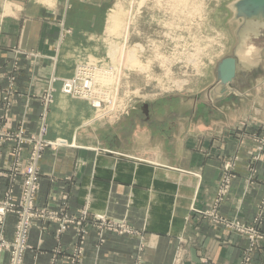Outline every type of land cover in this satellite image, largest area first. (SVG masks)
Masks as SVG:
<instances>
[{
    "label": "rangeland",
    "instance_id": "374dc122",
    "mask_svg": "<svg viewBox=\"0 0 264 264\" xmlns=\"http://www.w3.org/2000/svg\"><path fill=\"white\" fill-rule=\"evenodd\" d=\"M64 1L62 18L55 23L48 20L42 24L43 31L57 36L51 56L33 50L15 49L11 59L3 61L4 57L0 53V166L5 165L1 173L7 183L0 197V226L8 217L13 220V232L8 238L4 236V228H0V255H6L7 264H25L26 252L30 249L29 234L38 223H56L57 234L74 223L63 211L36 205L43 157L49 151L80 148L75 139L68 141L64 135L52 134L51 129L66 131L67 122L73 116V120H76L71 119L72 124L75 123V133L72 135L79 136L83 131L91 136V141L94 133L102 134L112 129V126L124 121L132 112L142 111L150 105L170 109L171 105L176 104V97L189 101L196 97L199 99L214 85L217 64L232 54L236 44L233 32L237 23L231 22L233 12L230 8L236 0ZM57 2L36 1L47 14L56 8ZM98 3L99 6L96 5ZM13 9L14 5L9 0L0 2V11L5 15ZM94 15H99V20L86 19ZM32 26L28 31L35 33V27ZM250 44L255 47L252 61L259 65L258 73L260 71L262 74H258L254 80L250 79L248 84L243 81L237 87H232L225 102H217L215 105L219 109L237 112L241 103L258 97L261 112L264 113V33L256 39L252 38ZM35 56H38V60ZM40 62L51 66L43 93L29 99H18L24 90L23 84H29L32 78L36 79V68ZM88 67L89 77L92 78L90 83L94 84L84 87L81 79ZM69 80L74 81L72 92L65 94L64 88ZM240 85H243L242 94L236 97V92H232ZM97 101L99 106L96 105ZM199 102L201 106H208V113L212 110H209L211 105L207 98ZM35 103L38 105L36 115ZM21 105L22 110L18 113L20 116L14 118L13 111H17ZM194 107L198 108V113L203 108L200 109L197 102ZM174 109L185 108L175 106ZM255 110L250 111L252 116ZM183 112L188 114L187 110ZM11 113L14 123L8 124L12 120L9 117ZM57 115H62V118ZM59 119L62 120L63 126H60L64 130L53 128ZM187 119L186 126L194 124L191 119L187 122ZM232 124L236 125L234 129H241L240 119L229 124L224 119L218 122L220 127H216L213 132L223 131L221 127ZM254 125L250 126L254 127L252 133L238 138V146L247 139L253 143L251 156L264 151V134L258 133ZM213 135H216V140L224 138V134L220 139L219 134ZM120 139L124 149L118 154L128 155L126 146L129 142L126 135H121ZM91 147L97 153V145L94 143L92 146L90 143ZM239 151L236 149L227 156L222 154V173L216 183L212 202L207 210L197 213V216L208 221L212 229L245 240L237 264H264V196L250 223L237 216L228 217L224 213L227 195L235 177L234 167L240 159ZM254 159L257 156H253ZM127 201L123 199L125 210L117 216L105 213L88 217L83 207L77 219L78 224L82 223L78 231L81 243L89 230L95 232L98 247L113 235L121 238L137 236L140 239L137 255L144 254L145 250L147 252L149 244L139 236L142 229L138 230L131 223L132 214L127 210ZM186 215L184 218L188 223L189 216ZM178 253L179 250L174 252L169 264H184Z\"/></svg>",
    "mask_w": 264,
    "mask_h": 264
},
{
    "label": "crops",
    "instance_id": "0c3cea01",
    "mask_svg": "<svg viewBox=\"0 0 264 264\" xmlns=\"http://www.w3.org/2000/svg\"><path fill=\"white\" fill-rule=\"evenodd\" d=\"M9 1L14 5L11 13L5 15L0 11V53L3 61H9L15 49L33 50L51 56L57 36L43 31L42 24L48 20L58 22L64 14L62 8L65 1L58 0V5L49 14L41 10L37 0ZM96 5L99 6V3ZM86 19L97 21L99 15ZM30 26L35 27V33L28 31ZM35 58L38 60V56ZM50 67L43 62L38 63L36 79L23 84L24 90H21L18 99L41 95L47 75L51 73ZM174 100L176 104L171 105L170 109L150 105L142 111L132 112L112 129L102 134L94 133L92 142L89 139L91 136L83 131L79 136L72 135L75 133L73 116L67 122L66 131L51 129L52 134L64 135L68 141L75 139L80 148L49 151L43 157L36 205L63 211L74 223L60 234H57L56 223L41 222L32 228L25 264H136L137 260L138 264H169L176 250H179L184 264H237L245 240L212 229L208 221L199 219L197 213L207 210L212 202L216 183L222 173V154L227 156L237 149L240 150V159L234 167L235 177L227 195L224 213L228 217L237 216L247 223L256 215L258 203L264 196V151L251 156L253 143L247 139L238 146V138L252 133L254 127L250 126L254 124L255 130L264 134L261 102L258 97L254 101L246 99L237 112L210 106L209 110H212L208 113V106H201L198 97L191 101L180 97ZM196 102L200 109L203 107L200 114L198 108L194 107ZM175 106L185 108L183 110H187L188 114L183 110H173ZM255 108L257 110L252 116L250 111ZM21 110L22 105L13 111L14 118L20 116L18 113ZM37 110L35 103L34 115ZM9 117H12V113ZM59 117L62 118V115ZM14 118L8 124H12ZM186 118L187 122L191 119L194 124L186 126ZM224 119L228 124L240 119L241 129H234L236 125L232 124L221 127L223 131L213 132L220 127L218 122ZM57 122L53 128L64 130L62 120ZM214 133L219 134V139L224 134V138L216 140ZM121 135H126L129 142L126 146L129 156L118 154L124 149ZM90 143L97 145V153L90 148ZM253 156H257L254 161ZM4 166H0V197L7 185L1 173ZM125 198L129 203L127 210L132 214L131 223L138 230L142 229L139 236L149 244L150 249L137 255L140 240L137 236L121 238L114 235L98 247L93 230H89L81 243L78 231L82 223L78 224L77 219L83 207L88 217L105 213L117 216L125 210V205H122ZM184 214L189 216L188 223ZM12 221L8 217L0 226L4 228L6 238L13 232ZM0 264H7L6 255H0Z\"/></svg>",
    "mask_w": 264,
    "mask_h": 264
},
{
    "label": "water",
    "instance_id": "95a60500",
    "mask_svg": "<svg viewBox=\"0 0 264 264\" xmlns=\"http://www.w3.org/2000/svg\"><path fill=\"white\" fill-rule=\"evenodd\" d=\"M230 8L233 12L231 22L237 23L233 32L236 44L232 54L217 64L214 85L199 98H207L211 106H215L217 102H225L232 87H237L243 81L248 84L250 79L254 80L261 73H258L259 65L252 61L255 47L250 42L252 38L256 39L264 33V0H236ZM242 86L232 94L236 92L235 96H240Z\"/></svg>",
    "mask_w": 264,
    "mask_h": 264
},
{
    "label": "built area",
    "instance_id": "2783aa9c",
    "mask_svg": "<svg viewBox=\"0 0 264 264\" xmlns=\"http://www.w3.org/2000/svg\"><path fill=\"white\" fill-rule=\"evenodd\" d=\"M89 69H90V67L86 68V70H85V72L83 74V78L81 79V82L84 85V87H90L91 85L94 84L92 82L90 83V81L92 80V78L89 77V75H90ZM73 82L74 81L71 80L70 82L67 83V86L64 88L65 89V91H64L65 94H70L72 92ZM86 83H88L89 85H87ZM96 105L99 106L98 101L96 102Z\"/></svg>",
    "mask_w": 264,
    "mask_h": 264
},
{
    "label": "bare ground",
    "instance_id": "6f19581e",
    "mask_svg": "<svg viewBox=\"0 0 264 264\" xmlns=\"http://www.w3.org/2000/svg\"><path fill=\"white\" fill-rule=\"evenodd\" d=\"M87 85H89L88 83H86Z\"/></svg>",
    "mask_w": 264,
    "mask_h": 264
}]
</instances>
